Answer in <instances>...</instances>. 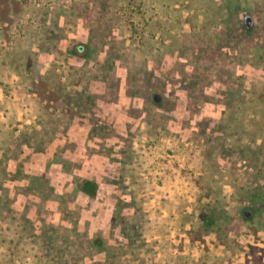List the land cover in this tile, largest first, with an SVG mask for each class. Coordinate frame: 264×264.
Wrapping results in <instances>:
<instances>
[{
	"label": "rangeland",
	"instance_id": "374dc122",
	"mask_svg": "<svg viewBox=\"0 0 264 264\" xmlns=\"http://www.w3.org/2000/svg\"><path fill=\"white\" fill-rule=\"evenodd\" d=\"M102 1H66L75 12L64 29L110 51L114 24ZM181 28L179 57L146 83L135 73L118 79L117 65L107 74L74 65L73 76L55 46L66 91L82 70L92 94H72L57 118L44 117L45 129L35 121L47 102L13 74L0 85V264H264V158L251 167L235 137L214 129L237 88L245 97L254 90L246 125L264 108V0L213 28ZM139 33L155 52L161 36ZM33 128L44 134L42 150L16 139ZM211 176L224 199L201 207ZM83 179L97 185L94 197L79 191ZM200 216L212 222L205 231Z\"/></svg>",
	"mask_w": 264,
	"mask_h": 264
},
{
	"label": "trees",
	"instance_id": "16d2710c",
	"mask_svg": "<svg viewBox=\"0 0 264 264\" xmlns=\"http://www.w3.org/2000/svg\"><path fill=\"white\" fill-rule=\"evenodd\" d=\"M66 1L77 5L81 0H0V85L4 88L7 76L13 74L18 77L25 94L34 96L37 103L39 100L48 103L43 107L44 114L43 110L36 114L38 119L35 123L43 129L44 117L57 118V113L61 112L66 101L72 99V94L82 97L92 94L85 86L90 81H82L86 78L82 70L77 74L78 79L73 77L74 83L71 84L74 87L66 91L70 83H66L60 72L61 67L54 59L55 46L59 47L67 68H72L73 76L74 68H77L74 65L78 68L90 64L99 65V73L103 74L109 72V66L117 65L118 79L135 73L141 82L146 83L155 77L156 70L166 71L179 57L177 50L182 48V40L178 35L182 21L195 28H213L221 23L224 16L250 11L259 0H103L108 18L114 24L110 36L116 43L109 47L110 51L92 41V37L87 36L85 40L69 38L64 29L65 21L74 15L75 10ZM149 10L155 12L156 21H152L154 16L149 19L144 15ZM132 16H135L133 20ZM141 29L150 38L158 34L161 36L159 43L153 42L157 45L155 52L153 48H148L147 39H141ZM125 32H128V37L124 36ZM177 37L179 41L176 50L173 43ZM44 65L46 68L41 71ZM91 75L95 78L93 73ZM78 87L80 89H75ZM237 89L214 129L224 140L235 137L238 158L243 162L247 160L251 167L257 168L264 158V108L256 122L253 119L249 126L246 125L245 119L252 114L247 112L246 107L248 104L254 105L251 98L254 90L250 88L247 92L249 97H245L241 89ZM55 130L52 129L51 135L54 136ZM4 132L13 135L11 130ZM43 135H39L34 128L30 132L19 129L16 139L25 145L32 139L35 145L33 148L42 150L45 140ZM257 140L259 142L256 143ZM131 153V149L124 153L129 163L134 157ZM209 167H212V163ZM221 186L222 182L211 176L207 193L197 198V203L201 207H209L212 201L223 200ZM96 190L97 185L92 181L82 180L79 183V191L89 198L94 197ZM209 197L210 201L201 203L202 198ZM200 219V226L205 231L212 222L206 217L200 216Z\"/></svg>",
	"mask_w": 264,
	"mask_h": 264
},
{
	"label": "water",
	"instance_id": "95a60500",
	"mask_svg": "<svg viewBox=\"0 0 264 264\" xmlns=\"http://www.w3.org/2000/svg\"><path fill=\"white\" fill-rule=\"evenodd\" d=\"M243 19H244V23H245V25H246V28L249 29V28H250V25H251V19H250V16H249V15H244ZM152 100H153V102H155V103L159 102V100H160L159 95H158L157 93H154V94L152 95Z\"/></svg>",
	"mask_w": 264,
	"mask_h": 264
},
{
	"label": "flooded vegetation",
	"instance_id": "af4514ba",
	"mask_svg": "<svg viewBox=\"0 0 264 264\" xmlns=\"http://www.w3.org/2000/svg\"><path fill=\"white\" fill-rule=\"evenodd\" d=\"M243 23H244V19H243ZM244 26H245V28H246V25H245V23H244ZM247 29V28H246ZM83 180H88V179H83ZM82 181V180H81ZM89 181H91V180H89ZM263 196L262 197H264V191H263V194H262ZM244 215H248V212H244Z\"/></svg>",
	"mask_w": 264,
	"mask_h": 264
}]
</instances>
